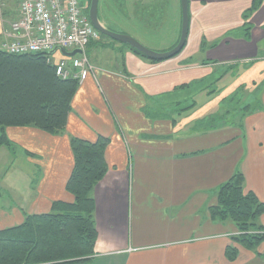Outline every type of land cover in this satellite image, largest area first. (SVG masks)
I'll return each instance as SVG.
<instances>
[{"label": "crops", "instance_id": "0c3cea01", "mask_svg": "<svg viewBox=\"0 0 264 264\" xmlns=\"http://www.w3.org/2000/svg\"><path fill=\"white\" fill-rule=\"evenodd\" d=\"M20 1L0 3V48L3 28L18 18ZM255 1L189 0L186 44L169 59L152 61L122 43L88 53L101 39L89 44L86 53L95 70L79 82L65 132L6 130L12 146L0 149L21 150L31 175H21L20 202H0V230L50 212L57 201L72 202L66 189L74 167L72 138L107 137L108 170L92 191L95 253L67 264H264V243L258 249L237 246L238 255L230 260L227 248L236 247L237 228L209 210L217 203L218 187L237 171L244 175L245 190L264 202V0L253 8ZM162 4L146 0L140 7L155 13ZM236 28L245 31L231 34ZM227 70L234 81L208 91L218 93L184 116L178 103L190 97L177 94L190 88H178L200 84L203 90L205 78L217 82ZM237 97L250 107H238ZM252 98L263 109L253 108ZM186 103L187 110L196 105ZM2 182L9 194L16 186L7 174ZM259 219L264 225V214Z\"/></svg>", "mask_w": 264, "mask_h": 264}, {"label": "trees", "instance_id": "16d2710c", "mask_svg": "<svg viewBox=\"0 0 264 264\" xmlns=\"http://www.w3.org/2000/svg\"><path fill=\"white\" fill-rule=\"evenodd\" d=\"M259 3L256 0L253 8ZM78 85L76 79L58 77L54 64L47 62L43 53L13 55L0 48V147L12 146L8 127L31 126L54 135L64 133ZM194 86L202 89L200 84L178 89ZM181 104L178 103L179 110H185L187 105L180 107ZM192 105L193 102L188 107ZM109 143L107 137L95 142L72 138L74 167L66 189L74 200L57 201L50 212L28 215L22 224L0 230V264H67L93 257L98 232L92 191L108 170L105 151ZM216 197L217 203L209 208L211 216L230 220L237 228L233 236L236 247L227 248L230 260L236 259L237 246L256 249L264 243V225L259 222L264 202L245 190L242 172L237 171L222 183Z\"/></svg>", "mask_w": 264, "mask_h": 264}, {"label": "rangeland", "instance_id": "374dc122", "mask_svg": "<svg viewBox=\"0 0 264 264\" xmlns=\"http://www.w3.org/2000/svg\"><path fill=\"white\" fill-rule=\"evenodd\" d=\"M132 1L136 0H125V4L123 1L122 6L119 0H110L105 3L108 9V11L106 12L108 13V17L110 18L109 20L107 18V25L109 26V28L117 33H125L134 37L144 46L156 52H165L174 47L177 44L181 33V0H163L162 6H157V11L155 13L154 11H152V8L149 7L143 8L144 10H141V7H144L141 6V4L138 7L131 5ZM137 1L138 3H140L141 1L142 3H145L146 0ZM244 31V29L236 28V30L231 31V34H239ZM99 34L100 39L108 40V43L104 45L101 43V40H99V42H97L95 46L91 48V50H88V53H91V51L96 48L104 50L108 47L110 49V47H113L109 46L112 45V43L120 46L122 45L121 43H119V41L113 40L100 32ZM107 52L108 54H110L112 50H108ZM95 53L96 52L92 54L94 59H97ZM112 54H114V52H112ZM59 55V53H56L52 58L56 59ZM192 60L194 59L191 58L190 62H192ZM234 79L235 77L233 76V72H231V70H227L225 75L217 82H213L212 79L205 78V81L203 83L205 87L203 90L194 86L183 93L177 94L190 97L187 99H190L191 102H196V105L194 107L188 110H183V115L186 116L188 114L194 113L196 109L201 108L210 100H213V97H215L218 93H208V91H211L213 89H221L224 86L232 83ZM237 99H243V101L238 102V107H242L248 104L247 102H244V97ZM186 100H184L183 104H181L180 107H186ZM249 100V104H251L253 108L263 109L260 101L254 103V98L248 99V101ZM232 106H235V104H232ZM242 114V116L238 117L239 123L244 122L242 118L244 117L245 113ZM230 120L231 119H228V122ZM21 152L22 151L18 149L15 153H12V150H9L6 147L0 149V187L4 186L2 180L6 174L8 176V183L11 185V183L9 182V178L13 177L14 183L12 184L16 185L12 186V190L9 189L10 194L0 188V202L5 203V201H11V199L17 202H20L22 200V194L24 192L22 191V189L25 186V182H23L24 178H22L21 175L25 176L28 174L26 169L29 165L25 162V157ZM28 175H31V173H29ZM259 222L261 223V221Z\"/></svg>", "mask_w": 264, "mask_h": 264}, {"label": "built area", "instance_id": "2783aa9c", "mask_svg": "<svg viewBox=\"0 0 264 264\" xmlns=\"http://www.w3.org/2000/svg\"><path fill=\"white\" fill-rule=\"evenodd\" d=\"M18 11V18L3 28L5 41L2 50L13 55L43 53L62 79L73 78L82 82L94 72L95 65L86 48L97 41L100 34L84 12L80 0H21ZM61 48L67 51L81 49L83 52L68 57L61 53ZM56 53L60 55L53 59Z\"/></svg>", "mask_w": 264, "mask_h": 264}, {"label": "water", "instance_id": "95a60500", "mask_svg": "<svg viewBox=\"0 0 264 264\" xmlns=\"http://www.w3.org/2000/svg\"><path fill=\"white\" fill-rule=\"evenodd\" d=\"M95 5V0H94ZM90 20L95 26V28L102 34L106 35L107 37L119 41L122 44L128 45L129 47L139 51L142 55L146 56L147 58L151 60H165L172 58L176 55H178L184 48L188 36L189 31V0H181V33L179 40L177 44L172 47L170 50H167L165 52H156L153 51L146 46H144L142 43H140L138 40H136L134 37L125 34V33H117L106 26H103L98 22L97 15H96V9L94 6L91 8L90 13ZM56 50V49H55ZM55 50H53L51 53H53ZM61 53L64 56L72 57L75 54H81L83 51L81 49H76L73 51H67L63 48L60 49Z\"/></svg>", "mask_w": 264, "mask_h": 264}, {"label": "flooded vegetation", "instance_id": "af4514ba", "mask_svg": "<svg viewBox=\"0 0 264 264\" xmlns=\"http://www.w3.org/2000/svg\"><path fill=\"white\" fill-rule=\"evenodd\" d=\"M108 1H110V0H95V5H94V0H80L81 6L83 7V10L88 17L90 16L92 6H94L96 9V15H97L98 22L100 24H102L103 26H106L107 28H109V26L107 24H108V20L110 18L107 15L108 13L106 11H108V9H107V6L105 5V3ZM123 1L125 4V0H119V2H121L120 3L121 5H122ZM140 4H141V2L138 3L137 0L132 1V3H131V5H133V6H139ZM107 18H108V20H107Z\"/></svg>", "mask_w": 264, "mask_h": 264}]
</instances>
